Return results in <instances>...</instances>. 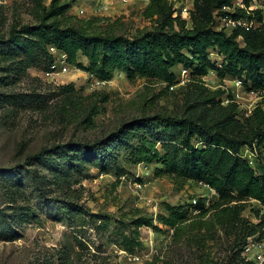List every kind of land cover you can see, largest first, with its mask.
<instances>
[{"label":"trees","instance_id":"16d2710c","mask_svg":"<svg viewBox=\"0 0 264 264\" xmlns=\"http://www.w3.org/2000/svg\"><path fill=\"white\" fill-rule=\"evenodd\" d=\"M31 1V20L15 21L6 34L0 32V58L8 62L1 70L12 71L14 77L27 73L31 67L48 70L54 60L50 51L53 45L66 53L69 63L100 79H111L117 70H122L131 81L144 77L169 88L179 80L173 70L176 65L189 70L190 79L182 88L183 102L177 111L144 110L99 139L53 144L31 153L26 156V164L8 170L9 177L3 174L6 170L0 169V175L7 177L3 184L7 200L16 204L23 216L27 215L25 206L18 204L14 195L22 191L18 185L25 172L38 184L39 175L29 168L35 162L47 167L57 186L62 188L81 180L83 165L115 171L120 182L129 165L156 161L163 165L157 168V176L169 174L181 184L203 180L218 191L209 204L202 196L196 204L190 201L198 210L193 215H189V208L184 205L173 204H167L168 214L159 215L165 225L174 228L177 239L187 235L194 242L199 251L198 264H220L208 251L210 242L218 237L229 242L228 264H264L243 254L249 238L264 240V212L252 208L254 219L244 214L251 199L264 205V167L258 172L241 155L245 146L264 147V107L257 105L241 119L240 104L233 92L211 89L204 80L210 70H216L221 78H241L248 91H264V12L250 8L251 0H241L244 6L235 4L236 0H194L189 26L170 0H149L143 15L151 25L129 33L118 29L120 21L105 24L101 22L108 19L104 16L83 18L70 13L69 0H51L49 4L44 0ZM226 14L257 20L259 26L238 25L232 31L218 27L217 17ZM211 49L223 56L220 64L210 57ZM80 57H85L87 64L79 62ZM9 77L8 73L0 74V84L10 83V79L13 82ZM95 93L82 95L73 83H65L60 86L55 111L92 127L94 117L108 100L107 94L95 99ZM226 93L228 102L223 97ZM16 95L4 93L7 101L16 99ZM54 97L33 91L26 101L29 107L42 111L49 108V100ZM195 137L204 145H195ZM73 171L77 178L73 177ZM38 186L44 192L45 187ZM73 198L77 196L68 194L67 199L60 200L61 207L79 225L74 218L82 209H78V202ZM5 211L0 206L2 228H8ZM131 224L134 227L122 234L120 245L134 252L142 245L140 227L157 225L153 217L140 213L133 217ZM70 262V255L63 253L59 262L47 257L32 264ZM154 262L155 259L147 264Z\"/></svg>","mask_w":264,"mask_h":264},{"label":"rangeland","instance_id":"374dc122","mask_svg":"<svg viewBox=\"0 0 264 264\" xmlns=\"http://www.w3.org/2000/svg\"><path fill=\"white\" fill-rule=\"evenodd\" d=\"M50 1L44 0L46 4ZM69 1L72 4L70 13L83 18L104 16L108 18L101 21L105 24L120 21L118 29L122 31L131 33L139 27L151 25L143 15L149 0ZM170 1L176 7V13L185 17L187 25L191 26L190 10L194 7V0ZM31 7V0H0L1 34H6L15 21H30ZM217 21L218 27L228 28L221 17H217ZM55 54L54 62L58 64L55 72L48 74L47 69L38 66L29 68L20 77H14L12 71L1 70V66L8 65V62L4 63L0 58V74L8 73L9 78L14 79L13 82L10 79V83L0 84V169L6 170L3 174L7 177L10 174L8 170L26 164L27 155L44 147L68 141L99 139L144 110L150 113L179 110L183 102L182 88L190 79V71L183 72V66L176 65L173 70L179 80L169 88H165L162 82L144 77L131 81L122 70H117L111 79L105 80L77 65L63 63ZM210 57L218 64L223 59L216 49L210 50ZM79 62L87 64V59L80 57ZM204 80L211 89L233 92L241 105L239 108L242 107L239 112L241 119L248 116L250 108L262 100L257 97V92L247 94L248 90L243 85H237L232 78H221L216 70H210ZM70 82L79 94L96 92L94 98L97 100L103 94L108 95V100L102 104V111L94 117L92 127L80 119L66 118L55 111L60 86ZM33 91L55 96L49 100V108L41 111L29 107L26 98ZM4 93H15L18 99L7 101ZM223 97L226 99L227 93ZM193 141L195 145H204L198 137ZM241 152L252 160L251 164L258 172L262 171L263 146L256 150L245 146ZM158 167L162 168L163 165L156 161L129 165L120 182H117L115 171L105 172L95 165H83L85 169L81 180L61 188L49 169L35 162L29 168L39 175L38 184L45 189L41 192L28 172L24 173V179L18 185L22 191L14 196L18 204L25 206V216L16 204L7 200L3 189L7 177L0 175V206L6 208L5 227H8H0V264H32L47 257L59 262L63 253L70 255V264H147L154 259L155 262L150 264H198L199 251L194 242L187 235L177 239L174 228L165 225L159 215L168 214L167 204L184 205L189 208V215H193L198 210L190 204L191 199L211 193L193 180L181 184L172 175L157 176ZM73 175L74 178L78 177L76 173ZM68 194L77 196V199H73L78 202V209H82L76 212L74 218L81 223L79 225L61 207L60 200L67 199ZM249 203L245 215L254 219L252 208L264 212V205L260 201L251 199ZM137 213L153 217L154 224L159 228L141 226L142 245L129 252L120 245V241L122 234L129 233L134 227L131 221ZM249 239L258 241L256 238ZM210 244L208 251L213 259L220 264H228L230 246L227 239L218 237Z\"/></svg>","mask_w":264,"mask_h":264},{"label":"built area","instance_id":"2783aa9c","mask_svg":"<svg viewBox=\"0 0 264 264\" xmlns=\"http://www.w3.org/2000/svg\"><path fill=\"white\" fill-rule=\"evenodd\" d=\"M234 3L237 5H241V6L245 5L244 2H242V1L240 2L239 0H236ZM249 7L250 8L256 7V8L261 9L264 12V0H251ZM220 17H221V20H223L224 23H226L228 25V28H226V29H230V30H231V28H234L238 25L245 26L246 28L259 26V22L257 20H248L244 17L234 18L228 14H226L225 16H220ZM50 51L53 54H55V52H57V54H55V55L63 63L68 62L66 53L60 51L55 46H53V45L50 46ZM57 66H58V64L56 62H54V60H53V63L50 65V68L47 70L48 74L55 72L54 70H55V68H57ZM64 69H67V66H64ZM186 71H187V69L183 67V72H186ZM234 81L239 86L243 85L241 78H235ZM255 92H257V91L251 90L250 92L247 91L246 93L250 94V93H255ZM257 93H258L257 97H259L260 99L262 98V100L256 104H254L253 107L250 108V112L247 114H250L252 112V110L259 104H261L264 107V91L257 92ZM225 101L228 102L229 99L226 98ZM240 110H242V107ZM252 149L256 150L257 148H252ZM241 155H243V154L241 153ZM249 162L252 163V160H249ZM195 182L198 183L199 185H201L202 187H205L207 189V191H210L211 194L207 195L204 193V194L199 195L198 197H193V199H191L193 204L197 203L198 198L200 196L205 197L207 204H209L211 197L218 195L217 189L214 188L213 186H211L209 183H207L203 180H197ZM139 186H140V184H139ZM243 254L249 259H253L258 263H262L264 261V240L253 241V240L249 239V241L244 246ZM136 257L139 258V256H136Z\"/></svg>","mask_w":264,"mask_h":264}]
</instances>
